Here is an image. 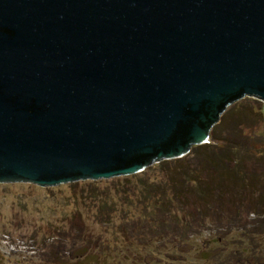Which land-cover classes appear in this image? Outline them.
<instances>
[{
  "label": "water",
  "instance_id": "water-1",
  "mask_svg": "<svg viewBox=\"0 0 264 264\" xmlns=\"http://www.w3.org/2000/svg\"><path fill=\"white\" fill-rule=\"evenodd\" d=\"M264 100V0H0V183L140 173Z\"/></svg>",
  "mask_w": 264,
  "mask_h": 264
},
{
  "label": "rangeland",
  "instance_id": "rangeland-1",
  "mask_svg": "<svg viewBox=\"0 0 264 264\" xmlns=\"http://www.w3.org/2000/svg\"><path fill=\"white\" fill-rule=\"evenodd\" d=\"M243 103L255 106L249 132L256 143V135L264 131L258 109L264 100L246 96L230 107ZM151 173L156 180L164 179L161 169ZM114 178L51 187L1 182L0 264H241L229 258L237 250L249 256L242 264H264V231L251 227L246 233L232 224L226 212L230 198L218 218L207 212L208 217L182 234L154 222L148 203L139 201V184L129 187L130 182ZM127 190L128 200L122 196ZM107 195L116 204L103 216L108 211L101 209L98 198Z\"/></svg>",
  "mask_w": 264,
  "mask_h": 264
},
{
  "label": "trees",
  "instance_id": "trees-1",
  "mask_svg": "<svg viewBox=\"0 0 264 264\" xmlns=\"http://www.w3.org/2000/svg\"><path fill=\"white\" fill-rule=\"evenodd\" d=\"M254 109L249 103L229 107L213 129L209 142L194 146L184 157L164 160L114 181L125 179L130 182L129 187L139 184L135 188L141 194L140 203H148L146 209L154 222L168 230L186 234L194 222L208 217L207 212L212 211L218 218L227 204L232 224L246 233L251 232V227L264 231V131L256 135L257 141L253 143L254 135L249 131ZM258 109L264 120L263 105ZM157 169L165 174L161 181L151 175ZM122 196L128 200L129 190ZM226 198L231 201L226 203ZM245 198L251 200L244 202ZM110 199L108 195L98 198L101 209L108 211L103 216L110 215V209L115 207L116 202ZM190 208L191 212H187ZM249 218L251 221H245ZM231 253L229 258L241 264L249 257L240 250ZM255 257L250 256V260Z\"/></svg>",
  "mask_w": 264,
  "mask_h": 264
}]
</instances>
